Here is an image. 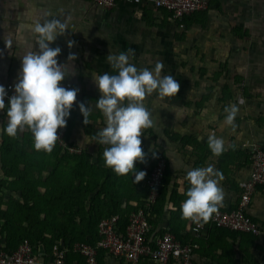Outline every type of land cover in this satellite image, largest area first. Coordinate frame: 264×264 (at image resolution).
Returning <instances> with one entry per match:
<instances>
[{
  "label": "crops",
  "instance_id": "obj_1",
  "mask_svg": "<svg viewBox=\"0 0 264 264\" xmlns=\"http://www.w3.org/2000/svg\"><path fill=\"white\" fill-rule=\"evenodd\" d=\"M41 17L57 18L67 25L66 32L50 45L61 49L57 61L66 74L61 85L78 89L68 117L66 140L90 154V201L86 195L80 196L88 199L81 212L90 209V231L86 223H78L79 219L75 220L77 229L74 223L70 226L62 219L53 224L54 230L61 229V245L83 241L82 237L93 244L98 240L97 224L112 214L121 215L124 229L127 214L143 203L145 179L162 156L169 168L170 183L164 206L150 217V239L166 231L175 233L182 242L194 246L196 264H264V186L256 187L245 208L260 223L259 235L217 227L211 217L196 232L193 228L201 224L182 219L180 213L190 187L187 171L209 165L222 174L219 187L224 196L217 207L238 208L252 172V148L264 147V0H210L208 9L183 19L184 27L172 20L168 11L151 4L121 1L109 8L92 0H0V84L5 88L16 82L23 55L30 47L35 50L29 29ZM9 37L12 45L7 49L4 40ZM68 41H72L71 47ZM129 49L133 50L129 63L138 70H153L160 62L165 71L198 68L230 72L229 79L221 77L216 82L208 76L191 83L181 79L177 81L181 88L170 96L161 97L155 91L146 94L142 103L153 125L141 130L145 160L136 162L135 167L146 175L135 183L134 173L117 175L105 166L103 151L108 146L97 143L96 134L106 126V118L96 108L100 92L93 81L104 73L117 74L106 56ZM69 55L74 59H68ZM224 55L229 60L221 65ZM166 58L170 62L162 61ZM81 102L90 109L88 124L83 123L79 111ZM232 105L237 111L233 124L228 125L224 109ZM6 124V113L0 110V249L12 251L32 225L30 196L39 197L47 173L56 166L55 176H62L64 165L62 156L53 152L57 143L51 153L36 151L29 130L9 137L3 132ZM213 134L224 141L225 151L219 156L213 155L207 145L208 136ZM31 185L35 187L29 194L26 191ZM25 198L29 199L27 206ZM78 232L80 237L76 239ZM47 237L50 235L46 234L45 242H38L42 260L48 259L52 248ZM98 261L158 264L148 259L135 262L116 257L103 249L98 250ZM65 264L87 262L71 251Z\"/></svg>",
  "mask_w": 264,
  "mask_h": 264
},
{
  "label": "clouds",
  "instance_id": "obj_2",
  "mask_svg": "<svg viewBox=\"0 0 264 264\" xmlns=\"http://www.w3.org/2000/svg\"><path fill=\"white\" fill-rule=\"evenodd\" d=\"M20 27L23 29L24 26ZM66 30V23L57 18L41 17L34 21L29 31L35 50L30 47L20 59L17 79L12 86L13 94L8 96L5 86L0 84V110L7 116L4 134L16 137L18 131L29 130L36 151L51 153L59 138L57 129L66 125V118L70 116L77 97L78 89L61 85L60 82L66 78L62 64L57 61L61 49L50 46ZM4 44L10 49L12 38L4 40ZM68 46H72V41H68ZM132 54L131 49L118 55L109 53L107 60L117 74L104 73L93 77V81L100 92L96 108L106 118V126L96 134V142L108 146L103 151L105 166L117 175L134 173L135 183L146 175L145 171H138L135 167L136 162L145 160L141 130L153 125L142 101L146 94L154 91L161 97L176 94L180 85L172 76H160L163 68L160 62L153 70H138L129 63ZM70 58L74 59V55H69ZM78 107L83 123L88 124L89 106L81 102ZM224 111L227 113L225 123L232 125L236 106H226ZM207 145L215 156L225 151L224 141L214 134L208 136ZM186 179L190 187L180 205L181 218L196 224L207 222L223 200L224 193L219 187L222 174L209 165L188 170Z\"/></svg>",
  "mask_w": 264,
  "mask_h": 264
},
{
  "label": "built area",
  "instance_id": "obj_3",
  "mask_svg": "<svg viewBox=\"0 0 264 264\" xmlns=\"http://www.w3.org/2000/svg\"><path fill=\"white\" fill-rule=\"evenodd\" d=\"M94 3L113 7L118 2L127 1L136 5L151 4L156 8L164 9L171 15V19L179 22L184 27L183 19L196 12L209 8L210 0H92ZM12 84L6 88L8 96H11ZM7 97V96H6ZM63 128L57 129V142L71 154L82 153L80 147L69 145L66 135L69 130V118ZM166 170V159L160 156L149 171L145 185L148 195L143 203L135 210L129 212L126 217L124 229H121L122 217L112 214L104 217L98 224V240L93 244L78 241L71 245L55 243L48 259L42 260L35 250L29 238H24L18 247L12 251L0 249V264H65V258L71 251L82 255L87 264H100L98 250H106L113 256L124 257L138 262L148 259L158 264H196L194 259V246L191 243L182 242L175 233L163 232L156 239H150V217L154 214L153 207L157 204ZM264 186V147L254 145L252 148V172L245 184L238 208L224 209L217 207L211 215V223L220 228L252 235L261 233V226L245 208L250 201L251 194L257 186ZM202 224L193 228L199 232Z\"/></svg>",
  "mask_w": 264,
  "mask_h": 264
},
{
  "label": "rangeland",
  "instance_id": "obj_4",
  "mask_svg": "<svg viewBox=\"0 0 264 264\" xmlns=\"http://www.w3.org/2000/svg\"><path fill=\"white\" fill-rule=\"evenodd\" d=\"M177 60V58H175ZM229 56L224 55L222 60H220L221 65L223 63H228ZM163 62H170L169 58L162 60ZM225 69V68H224ZM172 76L179 81L185 79L187 82H195L208 76V79H212L213 82L223 79L230 78V72L228 70H213V71H203L202 69H194L192 71L185 70L182 71L178 68L174 70H161L160 76ZM180 84H182L180 82ZM181 87H179L180 89ZM57 146L53 152H57L59 156H62L63 167L61 169L62 176H55L56 169L53 168L51 172L46 175V180L41 184L43 187L41 189L40 196L32 198L30 196L29 206L31 212L33 213L30 217V221L38 224V226L43 227V229L49 230L48 228L54 229L56 222L65 219L68 223L67 217L72 213L81 212V206L78 201L81 199V195H86L90 199V167H86L81 172H79V163L75 161L74 157L76 155L70 154L67 150L56 141ZM66 153V154H65ZM35 184V183H33ZM78 187V190H74V187ZM84 207V206H83ZM78 217H75V220ZM74 220V222H76ZM52 224V225H51Z\"/></svg>",
  "mask_w": 264,
  "mask_h": 264
},
{
  "label": "trees",
  "instance_id": "obj_5",
  "mask_svg": "<svg viewBox=\"0 0 264 264\" xmlns=\"http://www.w3.org/2000/svg\"><path fill=\"white\" fill-rule=\"evenodd\" d=\"M187 17H189V16H186L185 18H187ZM185 18H184V20H185ZM74 159H75V161H78V163L80 165L79 170H78L79 172H81L87 166L90 167V154L88 152L84 151L82 153H79L76 155V157H74ZM145 181H146V179H145ZM169 183H170V173H169V168L167 167V163H166V170H165V175H164V179H163V186L161 187L160 195H159L157 204L153 207L154 211H159L158 207L162 208L164 206L163 197H165ZM31 186L32 187H30V189L28 191H26L29 194L32 193V189L35 187V185H31ZM73 189L78 190L79 188L75 186ZM146 191H147V193L145 195L147 196L148 195V188L147 187H146ZM27 200H29V199H27V198L23 199L25 206H27V202H28ZM87 200H88L87 198H84V199L81 198L78 201V204L81 206V208H83L84 202L86 203ZM159 200H161V201H159ZM89 201H90V199H89ZM30 210H31V208H30ZM32 214L33 213L31 212L30 217ZM75 217H78L77 219H79V221H80L78 223H86L88 226V229L90 231V209L88 211L79 212L77 214L72 213L67 217L68 223L66 222V224H69L71 226V224L74 223L75 228L77 229L78 225L76 224V222H74ZM31 224H32L31 227L26 231L25 234L22 235L21 241L24 238H29L31 240L32 244L34 245L35 250L39 251V245H38L39 243L38 242H45L46 234H49L50 237L49 238L47 237V239L49 240L50 244H52V246L55 243L61 244L62 234L60 232L61 231L60 228L57 230H54L52 228H48L49 230H46V229H43V227L38 226V224H36L34 222H31ZM97 226H98V224H97ZM69 231L71 232V234H74L72 229H70ZM79 234L80 233L78 232L76 235V239H78L80 237ZM95 234H97V236H98V228H97V231ZM82 239L85 242L87 241L83 237H82Z\"/></svg>",
  "mask_w": 264,
  "mask_h": 264
},
{
  "label": "water",
  "instance_id": "obj_6",
  "mask_svg": "<svg viewBox=\"0 0 264 264\" xmlns=\"http://www.w3.org/2000/svg\"><path fill=\"white\" fill-rule=\"evenodd\" d=\"M42 248V246L40 247V249Z\"/></svg>",
  "mask_w": 264,
  "mask_h": 264
}]
</instances>
